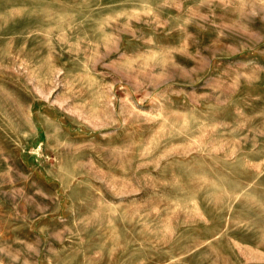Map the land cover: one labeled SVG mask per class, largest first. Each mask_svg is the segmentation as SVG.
Instances as JSON below:
<instances>
[{"label": "rangeland", "instance_id": "374dc122", "mask_svg": "<svg viewBox=\"0 0 264 264\" xmlns=\"http://www.w3.org/2000/svg\"><path fill=\"white\" fill-rule=\"evenodd\" d=\"M0 264H264V0H0Z\"/></svg>", "mask_w": 264, "mask_h": 264}]
</instances>
